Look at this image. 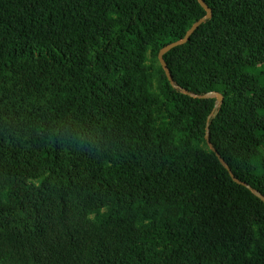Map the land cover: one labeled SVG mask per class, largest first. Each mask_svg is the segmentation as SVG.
Wrapping results in <instances>:
<instances>
[{"label":"trees","instance_id":"obj_1","mask_svg":"<svg viewBox=\"0 0 264 264\" xmlns=\"http://www.w3.org/2000/svg\"><path fill=\"white\" fill-rule=\"evenodd\" d=\"M203 1L175 88L198 0H0V264H264V0Z\"/></svg>","mask_w":264,"mask_h":264},{"label":"water","instance_id":"obj_2","mask_svg":"<svg viewBox=\"0 0 264 264\" xmlns=\"http://www.w3.org/2000/svg\"><path fill=\"white\" fill-rule=\"evenodd\" d=\"M198 2L201 4V6L205 9V11L207 12V15L205 18H202L200 19L198 22H196L191 28L190 30L186 33L185 37L180 40V41H177L173 44H170L168 46H166L165 48H163L159 55H158V58H159V61L166 73V76L170 82L171 85H173L175 88H179L177 86H175V83H174V79H173V76L171 74V71L170 69L168 68L166 62L164 61V55L166 53H168L169 51H171L172 49L180 46V45H184L188 42V40L190 39V37L192 36V34L205 22V20L207 19H210L212 17V11L210 10V8L206 5V3L203 1V0H198ZM183 92L193 98H208L210 96H213L212 94H207L205 96H202V97H198V96H195V95H192L191 93H189L187 90H183ZM217 96V102H216V106L222 101V96L220 94H215ZM213 115V113L209 116L208 118V121H207V133H206V138L208 139V134H209V121H210V118L211 116ZM209 142V140H208ZM210 144V148L211 150L217 155L218 159L220 160V162L225 166V168L228 170L231 178L238 184L240 185H243V186H246L245 183H243L242 181H240L239 179H237L235 177V175L233 174V172L231 171V169L229 168V166L227 165V163L225 162V160L221 157V155L217 152V150L215 149V147L211 144ZM250 190H252V192L257 195L263 202H264V196L262 194H260L259 192H257L256 190H253L251 189L250 187H248Z\"/></svg>","mask_w":264,"mask_h":264}]
</instances>
